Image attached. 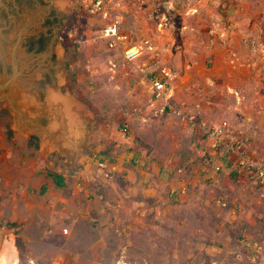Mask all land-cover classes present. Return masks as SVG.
Here are the masks:
<instances>
[{
	"label": "rangeland",
	"instance_id": "obj_1",
	"mask_svg": "<svg viewBox=\"0 0 264 264\" xmlns=\"http://www.w3.org/2000/svg\"><path fill=\"white\" fill-rule=\"evenodd\" d=\"M40 1L0 0L9 57L12 20L24 26ZM54 7L46 45L25 46L30 34L20 47L23 115L0 101V250L9 235L27 264H264V184L239 168L242 154L264 165V0H113L108 16L88 0ZM115 23L154 49L126 60L104 37ZM224 121V134L201 126Z\"/></svg>",
	"mask_w": 264,
	"mask_h": 264
},
{
	"label": "built area",
	"instance_id": "obj_2",
	"mask_svg": "<svg viewBox=\"0 0 264 264\" xmlns=\"http://www.w3.org/2000/svg\"><path fill=\"white\" fill-rule=\"evenodd\" d=\"M92 10L96 13H100L108 16L112 10L113 0H88ZM104 37L107 41L108 46L111 49L118 50L126 60L134 61L140 59L148 50L154 49L153 46H147V48L140 43L134 42L132 36L119 24L115 23L104 32ZM173 78V73L170 69L165 68L163 75L160 78L154 80V97L161 99L168 94V82L169 79ZM175 113L184 119H194V115H191L182 108H175ZM201 126L210 133L224 134L229 129V122L224 121L219 124L216 128L208 127L207 122H202ZM229 148L232 151L240 149L239 144L236 140H231ZM100 167L105 171L106 176H110L109 163L106 159L100 160ZM240 171L248 174L251 180L258 181L264 184V165L257 162L256 160L242 154L239 162ZM68 231V230H67Z\"/></svg>",
	"mask_w": 264,
	"mask_h": 264
},
{
	"label": "flooded vegetation",
	"instance_id": "obj_3",
	"mask_svg": "<svg viewBox=\"0 0 264 264\" xmlns=\"http://www.w3.org/2000/svg\"><path fill=\"white\" fill-rule=\"evenodd\" d=\"M41 1L48 3V5H47V7L45 9H39L36 13L30 15L29 18L27 17L24 26H22L21 28L18 29L16 27V24H17V20L16 19L12 20V22L16 23L14 29L9 27L10 30L15 35H17V39L14 42L15 44L14 45L12 44V49H11V53H10V57H9L10 64H8L6 66V68L7 67L11 68V70H12L11 76L14 73L13 72V67L11 65V59H12V54L15 51V45L18 42V35L20 33H23L22 41H21V43L19 44V46H18V48L16 50V52H17L16 53V59H17L18 65H19L18 73H19V77H20L23 74V72L21 71V67H20L21 62L19 61L18 57H19L20 47H21V45L22 46L24 45L25 39H27L28 35L34 34L30 38L29 44L25 45V46H31V47H34L36 45L45 46L46 42L48 40V38H47L48 35L47 34H50V32H52L53 29H55V25L58 22L57 12H56V9L54 7V0H41ZM41 1H40V3H41ZM19 13H21V11H19ZM35 33H36V35H35ZM5 40H6V43L8 45L10 40L6 39V38H5ZM53 42H54L53 38H52V40L48 41V43H50V51H51V49H52V47L54 45ZM45 57H47L46 54L42 55V58H45ZM4 68L5 67H2L1 69H4ZM9 78H7V79H9ZM17 83H18V79H17V81L15 83V86L19 85V84L16 85Z\"/></svg>",
	"mask_w": 264,
	"mask_h": 264
},
{
	"label": "water",
	"instance_id": "obj_4",
	"mask_svg": "<svg viewBox=\"0 0 264 264\" xmlns=\"http://www.w3.org/2000/svg\"><path fill=\"white\" fill-rule=\"evenodd\" d=\"M22 37H23V33H20L18 35V42L15 45V51L12 54V59H11V65L13 67V75L9 78V79H4L2 81H0V101L3 99H7L11 106L13 107V109L18 113V116L23 115L21 110L16 106L12 96H13V92L15 90V83L17 81V79L19 78V65L16 59V50L19 46V44L22 41ZM7 43L5 40V37L3 36L2 32L0 31V69L2 67H5L10 64L9 61V53L7 51ZM1 248V245H0Z\"/></svg>",
	"mask_w": 264,
	"mask_h": 264
},
{
	"label": "bare ground",
	"instance_id": "obj_5",
	"mask_svg": "<svg viewBox=\"0 0 264 264\" xmlns=\"http://www.w3.org/2000/svg\"><path fill=\"white\" fill-rule=\"evenodd\" d=\"M55 98H56V96H53V98L50 97L49 100H52V99H55ZM64 104H65L66 108H68V110L71 109L70 105H69V102H64ZM60 111H61V109H60ZM57 125H58V122L54 123L53 126L51 127V129L57 128ZM47 136H49V135H47ZM0 264H20L19 263V256H18L17 247H16V245L14 243V240L9 235H8V237L6 236L4 238V245H3L2 249L0 250Z\"/></svg>",
	"mask_w": 264,
	"mask_h": 264
},
{
	"label": "trees",
	"instance_id": "obj_6",
	"mask_svg": "<svg viewBox=\"0 0 264 264\" xmlns=\"http://www.w3.org/2000/svg\"><path fill=\"white\" fill-rule=\"evenodd\" d=\"M49 175L50 177L54 179L55 183L59 187H65L66 181H65V177L62 174L54 172V173H50ZM44 191H46V188ZM16 244L19 250L20 259H21L22 264H27L26 263V245H25L24 240L21 237H19L17 238Z\"/></svg>",
	"mask_w": 264,
	"mask_h": 264
}]
</instances>
